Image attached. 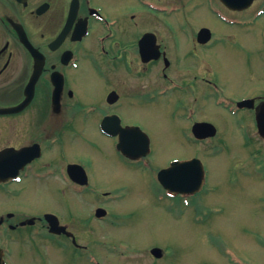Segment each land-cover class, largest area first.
Instances as JSON below:
<instances>
[{
	"label": "flooded vegetation",
	"instance_id": "flooded-vegetation-1",
	"mask_svg": "<svg viewBox=\"0 0 264 264\" xmlns=\"http://www.w3.org/2000/svg\"><path fill=\"white\" fill-rule=\"evenodd\" d=\"M246 1L0 0V257L5 264L10 244L33 252L38 242L47 253L70 246L84 261L93 257L107 264L89 250V241L102 242L107 225L117 227L135 211L118 207L113 188L102 190L92 182L93 161L70 158V140L93 127L122 167L140 165L143 157L131 160L116 148L119 127L144 131L141 122H127L120 112L136 108L147 114L146 103L173 91L193 97L195 104L212 100L208 87L215 82L205 77L211 57L229 51L228 45L245 49L244 26L264 15V0ZM85 72L106 81L101 101L82 102L86 91L77 84ZM253 99L259 104L264 93ZM182 109L184 118L192 115L185 119L191 125L209 121L198 119L194 106ZM107 117L115 131L110 134L100 128ZM85 145L96 148L90 142L78 148ZM71 163L84 173H71ZM136 249L147 255L150 246Z\"/></svg>",
	"mask_w": 264,
	"mask_h": 264
},
{
	"label": "rangeland",
	"instance_id": "rangeland-1",
	"mask_svg": "<svg viewBox=\"0 0 264 264\" xmlns=\"http://www.w3.org/2000/svg\"><path fill=\"white\" fill-rule=\"evenodd\" d=\"M210 25L226 30L223 23L211 21ZM263 27L264 16L244 26L245 49L228 45L229 51L210 59L205 77L215 82L208 87L215 100L207 99L210 104L204 102L200 109L218 128L213 137L191 140V121L185 120L182 107H195V100L173 91L146 103L147 114L136 108L120 112L127 122H141L149 138V153L141 165L122 167L110 144L93 127L70 140V158L93 161L92 182L102 190L113 188L118 207L135 211L117 227L107 225L102 242L88 240L89 250L98 258L107 264H234V259L241 264H264V141L257 135L252 111L231 112L237 99L264 93ZM95 77L85 72L77 84L86 91L82 102L101 101L106 81ZM86 142L96 148H78ZM185 157L201 160L206 173L202 190L185 197L188 205L180 196L161 192L157 180L158 170ZM73 198L70 195V201ZM147 246L149 256L136 249ZM155 247L164 249L163 257L155 256ZM9 248L8 264H89L70 246L55 254L40 246L33 252L26 245L10 244Z\"/></svg>",
	"mask_w": 264,
	"mask_h": 264
},
{
	"label": "water",
	"instance_id": "water-1",
	"mask_svg": "<svg viewBox=\"0 0 264 264\" xmlns=\"http://www.w3.org/2000/svg\"><path fill=\"white\" fill-rule=\"evenodd\" d=\"M259 106L260 108L256 112V115H255V121H256V126H257V131L259 133V136H262L264 138V102ZM191 130L197 137H206L209 135H213L215 133L214 127L209 123H199L198 122L194 124ZM130 137L132 138L131 135ZM144 148L147 150V139L145 141ZM177 169L179 170V174L181 178L183 179L190 180L193 176L194 178L193 182L188 183L190 184L188 186L191 190L200 186L203 173L201 170L202 169L201 162L198 159L193 158L187 161L173 163L171 170H177ZM191 170H192V173H191ZM158 176L160 178V172L158 173ZM154 251L156 255H159L158 249H154Z\"/></svg>",
	"mask_w": 264,
	"mask_h": 264
}]
</instances>
